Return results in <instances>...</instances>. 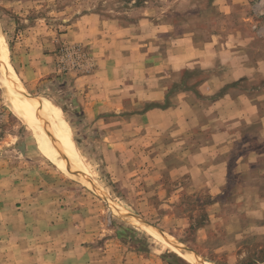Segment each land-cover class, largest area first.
I'll return each instance as SVG.
<instances>
[{
	"label": "rangeland",
	"instance_id": "1",
	"mask_svg": "<svg viewBox=\"0 0 264 264\" xmlns=\"http://www.w3.org/2000/svg\"><path fill=\"white\" fill-rule=\"evenodd\" d=\"M214 1L0 0L11 67L30 97L69 112L62 111L90 173L83 182L59 170L28 120L10 111L0 80V264H191L143 225L201 262L264 264V202L255 197L264 195V162L252 168L261 169L260 182L238 169L234 158L228 182L217 189L206 184L210 179L199 175L201 169H190L203 136L192 130L175 141L165 119L146 123L137 117L182 91L195 94L194 111L203 116L198 89L227 67L196 63L169 73L163 55L173 39H194L190 49L197 57L227 48L232 35L249 41L238 53L264 54V36L255 33L264 26V0H252L251 8L260 7L255 13L245 6L231 15L219 12ZM89 11L129 39L141 32H154V38L141 47L107 35L90 43L69 41L67 26ZM164 80L175 82L162 102L144 101L137 93ZM238 86L262 90L264 75L255 71L220 85L208 99ZM231 112L220 116L229 119ZM178 166L177 173L171 169ZM115 209L142 225L120 219Z\"/></svg>",
	"mask_w": 264,
	"mask_h": 264
},
{
	"label": "crops",
	"instance_id": "2",
	"mask_svg": "<svg viewBox=\"0 0 264 264\" xmlns=\"http://www.w3.org/2000/svg\"><path fill=\"white\" fill-rule=\"evenodd\" d=\"M251 2L252 0H215L214 5L219 12L225 15L240 12L245 6H248L255 13L260 7L251 8ZM62 12L66 13V11ZM78 15L67 26L68 31L64 34L71 42L90 43L95 38L100 37L99 35H107L112 40H116V43L121 42L124 45L128 42L141 47L145 44L144 40L154 38V32L152 34L141 32L132 36L133 39H129L125 30H119L116 26L100 22L95 12L89 11L83 14L78 13ZM106 30L111 35L106 34ZM247 30L254 34L252 26L248 27ZM118 31H120V35H118ZM255 33L258 36H264V26L259 25ZM229 40L230 45L226 44L227 48L217 47L212 55L197 57V55L191 54L190 49L194 47L195 40L191 37L182 36L169 42L170 46L165 51L166 57L163 55V61L166 59L169 64V73H180L181 70L191 68L196 63L202 68H211L219 64L227 66L222 71L211 74L210 80L198 89L199 95L202 96L198 102L203 107V116L213 112L216 114L215 119L205 118L202 114H197L193 106L195 94L186 91L171 92L167 96L169 104L165 109L152 108L137 116L146 123H148L147 121L158 123L160 117L162 120L165 119L164 127L173 131L171 138H175V141L177 137L183 139V136H187L186 134L191 133L192 130L203 136V144L198 146L196 154L199 160L190 169L191 172L201 169L202 173L199 175L205 174V178L210 179L209 182L206 181V184L217 189H221L228 182V163L234 158L238 169L247 171L249 177L260 182L262 177H259L258 174H260L261 169L252 168L257 163L263 165L264 162V150H261L264 145V111L261 109L264 101V89L250 91L240 89L239 86L231 87L221 96L208 99V96L220 85L224 86V84H231L242 78H248L255 71L264 75V54L255 56L247 52L238 53V48L246 45L249 41L233 37V35L230 36ZM173 82L175 81H155L150 86L148 85L143 93L141 89L137 90V93L142 94L144 101L162 102ZM61 108L62 111L65 110L63 106ZM230 109L234 110V115L231 112V118L225 119L220 116H223L225 111H230ZM65 114H69V112L65 110ZM218 122H223L221 128H218ZM164 127L162 128L164 129ZM181 141L183 142V140ZM171 169H175L177 173L182 168L178 166ZM195 178H197L196 175L192 179L197 181ZM255 197L257 201L264 202V195ZM261 208L264 210V206Z\"/></svg>",
	"mask_w": 264,
	"mask_h": 264
},
{
	"label": "bare ground",
	"instance_id": "3",
	"mask_svg": "<svg viewBox=\"0 0 264 264\" xmlns=\"http://www.w3.org/2000/svg\"><path fill=\"white\" fill-rule=\"evenodd\" d=\"M0 64V80L4 86V92L10 99V111L28 120L27 123L36 134L40 144H42L44 153L56 164L62 173L85 182L90 173L79 155L69 123L66 121L59 105L55 102L44 100L42 97L33 98L27 94L23 83L11 67L5 36L1 28ZM116 212L120 215V219L125 217L134 224L142 225L138 219L123 213L121 210H116ZM143 227L166 241L173 251L187 262L191 264H211L206 261L201 262L202 260L200 261L193 253L182 245H178V242L176 243L167 237L160 236L155 233L153 228L148 229L144 225Z\"/></svg>",
	"mask_w": 264,
	"mask_h": 264
},
{
	"label": "trees",
	"instance_id": "4",
	"mask_svg": "<svg viewBox=\"0 0 264 264\" xmlns=\"http://www.w3.org/2000/svg\"><path fill=\"white\" fill-rule=\"evenodd\" d=\"M168 103V102H167ZM168 106V104L160 105V104H154V105H150L146 108V110H150L152 108H159V109H165Z\"/></svg>",
	"mask_w": 264,
	"mask_h": 264
},
{
	"label": "water",
	"instance_id": "5",
	"mask_svg": "<svg viewBox=\"0 0 264 264\" xmlns=\"http://www.w3.org/2000/svg\"><path fill=\"white\" fill-rule=\"evenodd\" d=\"M185 248V247H184ZM187 249V248H186ZM188 250V249H187ZM189 251V250H188Z\"/></svg>",
	"mask_w": 264,
	"mask_h": 264
}]
</instances>
